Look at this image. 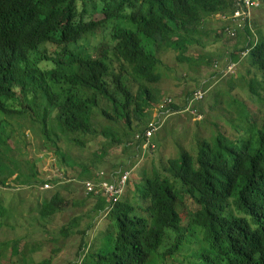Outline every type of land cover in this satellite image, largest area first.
<instances>
[{
    "label": "trees",
    "instance_id": "trees-1",
    "mask_svg": "<svg viewBox=\"0 0 264 264\" xmlns=\"http://www.w3.org/2000/svg\"><path fill=\"white\" fill-rule=\"evenodd\" d=\"M234 4L235 0H0V175L16 173L1 148L5 144L10 149L4 122L13 117H29L32 126L53 142L64 164L67 145H60V134H75L73 141L84 145L81 136L98 130L97 114L108 121H125L135 135L144 134L150 119L143 118H149L160 101L143 84L136 98L134 82H158L163 51L178 50L186 57L189 47L199 44L196 35L204 32L208 18L232 12ZM99 32L98 43L89 44L88 38ZM259 33L256 46L240 63H246L243 75L249 93L263 102L264 35ZM252 37L249 29L240 33L239 48L229 59L239 60ZM234 103L239 106L238 136L218 132L204 138L194 155L182 149L179 158H169L162 169L133 183L131 198H125L127 182L108 214L112 230L105 234L110 243L87 252L84 230L81 264H168L176 256L181 257L178 264H264V119L257 121L247 106L236 99ZM171 107L183 109L178 103ZM132 114L139 121L135 128ZM66 167L69 179H96L87 165L76 176ZM104 171L112 177L119 173ZM0 184L7 185L1 176ZM94 197L91 209L97 217L108 202L102 195ZM67 205L56 193L44 201L41 217ZM80 218L73 221L78 224ZM71 230L63 227L62 232L68 235Z\"/></svg>",
    "mask_w": 264,
    "mask_h": 264
},
{
    "label": "rangeland",
    "instance_id": "rangeland-1",
    "mask_svg": "<svg viewBox=\"0 0 264 264\" xmlns=\"http://www.w3.org/2000/svg\"><path fill=\"white\" fill-rule=\"evenodd\" d=\"M254 16L256 33L260 34L261 31L264 35V0H260V4L254 8ZM196 38L199 44L191 45L185 53L186 57H180L178 50L163 51V63L160 66L162 75L158 82H134L132 92L136 98L140 84H143L153 89L160 101L150 110L149 114L152 115L144 117L143 122L165 109L160 105L169 96L174 103L183 106L179 112L167 117L154 133V149L144 151L125 121H108L97 114L94 122L98 130L81 136L84 145L73 141L75 134H60V145H67L64 164L56 154L53 142L45 137L38 126H32L29 117H13L4 122L10 149L3 144L2 155L16 173L12 176L0 175L7 181V185L0 184V264L77 262L78 252L83 250L80 247L84 230L88 231L85 237L87 252L110 243V236L105 234L110 228L112 230L109 215L96 217L91 209L95 197L81 200L86 194L83 182L78 177L69 179L64 173V165L74 176L81 173L83 165H87L92 173L99 169L107 173L114 169H132L131 180H128L129 190L125 194V198H131L133 183L153 175L154 169H162L169 158H179L182 149H188L194 155L199 141L213 138L218 132L226 137H237L240 123L238 119L235 120L239 107L234 103L235 99L247 106V111L254 119H264V101L260 102L248 91L249 84L243 75L246 63L241 62L235 72L222 71L229 54L238 50V39L227 37L222 23L215 16L205 22L204 32L196 35ZM100 39L99 32L96 36H90L88 41L95 45ZM80 43L91 52L85 39ZM198 88L205 90L204 98L195 105L202 119H197L186 110L189 94ZM138 123L132 114V126L135 128ZM232 124L238 127L234 128ZM106 126L109 134L103 132ZM34 172L36 175H33ZM50 177L57 180L45 187L41 179ZM56 193L69 205L61 212L42 218L40 210L44 201L50 200ZM77 216H81L78 224L73 221ZM63 227L72 228L74 233L71 230L68 235H64ZM14 247L19 248V253ZM180 259V256H176L168 264H178Z\"/></svg>",
    "mask_w": 264,
    "mask_h": 264
},
{
    "label": "built area",
    "instance_id": "built-area-1",
    "mask_svg": "<svg viewBox=\"0 0 264 264\" xmlns=\"http://www.w3.org/2000/svg\"><path fill=\"white\" fill-rule=\"evenodd\" d=\"M260 4V0H235L234 9L232 12L218 13L217 19L222 23L224 34L229 38H237L241 32L249 29L252 32V44L248 45L240 52V58L237 61H232L229 58L222 69L224 73L235 72L237 70L240 60L244 58L249 51L256 46L258 38L254 31V8ZM218 63L215 64L217 67ZM205 90L198 88L192 92L187 98L186 110H189L197 119H202V114L196 108V103L204 98ZM174 103L172 97L165 99L164 104L160 105L162 109L155 113L152 119L149 120L144 134L137 133L135 141L141 142L144 151L148 148H156V144L152 142L154 133L162 126L165 119L170 115L179 112L174 110L171 105ZM131 174V169H120L116 177L107 176L104 170H97L95 174L96 179L83 180V187L86 194H93V196H104L107 199L108 205L104 211L99 215L106 216L114 207V204L123 196L125 187ZM45 187L51 186L50 181L44 183ZM87 249V248H86ZM86 249L82 250L76 264H81L85 255Z\"/></svg>",
    "mask_w": 264,
    "mask_h": 264
},
{
    "label": "crops",
    "instance_id": "crops-1",
    "mask_svg": "<svg viewBox=\"0 0 264 264\" xmlns=\"http://www.w3.org/2000/svg\"><path fill=\"white\" fill-rule=\"evenodd\" d=\"M212 16H215V18H217V14H214V15H212ZM212 16H211V17H212ZM211 17H209L208 20H207L206 22H208V21L210 20ZM255 24H256V23H255V16H254V31H255ZM241 33H242V32H241ZM251 33H252V32H251ZM255 34H256V36H257V38H258V34L256 33V31H255ZM93 197H94V196H93Z\"/></svg>",
    "mask_w": 264,
    "mask_h": 264
},
{
    "label": "bare ground",
    "instance_id": "bare-ground-1",
    "mask_svg": "<svg viewBox=\"0 0 264 264\" xmlns=\"http://www.w3.org/2000/svg\"><path fill=\"white\" fill-rule=\"evenodd\" d=\"M220 67V66H219ZM237 71V70H236Z\"/></svg>",
    "mask_w": 264,
    "mask_h": 264
}]
</instances>
